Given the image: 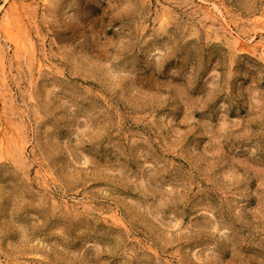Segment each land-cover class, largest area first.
<instances>
[{"label": "rangeland", "instance_id": "1", "mask_svg": "<svg viewBox=\"0 0 264 264\" xmlns=\"http://www.w3.org/2000/svg\"><path fill=\"white\" fill-rule=\"evenodd\" d=\"M212 8L264 44V0H0V264H264V60Z\"/></svg>", "mask_w": 264, "mask_h": 264}, {"label": "bare ground", "instance_id": "2", "mask_svg": "<svg viewBox=\"0 0 264 264\" xmlns=\"http://www.w3.org/2000/svg\"><path fill=\"white\" fill-rule=\"evenodd\" d=\"M13 9H15V8H13ZM212 9H215V8H212ZM13 11H15V10H13ZM13 11H4L5 13H4V23L5 24H9V17H10V14H13ZM208 12L210 13V15H211V21H218V22H220V24H221V26H222V28L226 31V32H228L229 33V35H230V38H231V43L233 44V46H234V48L235 49H237V50H239V51H243V52H249V53H252V54H255V53H257V52H259L258 54H259V56H260V58L261 59H263L264 60V44L263 43H252L251 42V38H245V36L243 37V36H241L240 34H239V32L237 33V32H234L232 29H231V27H230V24H229V22L227 21V19H226V16H224L223 15V13L221 12V11H219V10H216L215 9V13H212V12H214L213 10L211 11V10H208ZM7 13V14H6ZM208 18H210V17H208ZM19 22V21H18ZM2 23V22H1ZM3 24V23H2ZM11 25V24H10ZM4 31H6V33H7V37H8V39L10 40V42L12 43V45H13V52H14V55H16L17 54V52H19L18 51V49L22 46V42L20 41V40H18V39H16V38H11V37H9L8 35H9V33H8V28L6 27V25H5V27H4ZM15 33H16V31H15ZM22 38H23V36H21ZM21 38V39H22ZM7 39V38H6ZM5 51V50H4ZM25 51H27V50H25ZM30 51V50H29ZM21 52V51H20ZM31 52V51H30ZM4 56V55H3ZM3 56L0 58V67L2 68V69H4L5 67H4V64H5V60H3ZM40 64V63H39ZM5 139V138H4ZM0 145H1V142H0ZM2 147H3V145H1ZM0 146V147H1Z\"/></svg>", "mask_w": 264, "mask_h": 264}]
</instances>
